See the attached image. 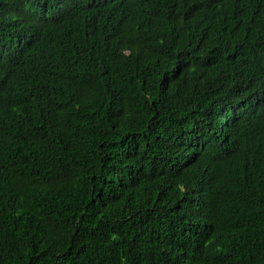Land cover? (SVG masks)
<instances>
[{"label":"trees","instance_id":"trees-1","mask_svg":"<svg viewBox=\"0 0 264 264\" xmlns=\"http://www.w3.org/2000/svg\"><path fill=\"white\" fill-rule=\"evenodd\" d=\"M0 264H264V0H0Z\"/></svg>","mask_w":264,"mask_h":264}]
</instances>
